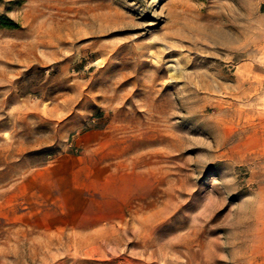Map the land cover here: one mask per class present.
<instances>
[{"label":"rangeland","instance_id":"obj_1","mask_svg":"<svg viewBox=\"0 0 264 264\" xmlns=\"http://www.w3.org/2000/svg\"><path fill=\"white\" fill-rule=\"evenodd\" d=\"M242 94L264 0H0V264H264Z\"/></svg>","mask_w":264,"mask_h":264},{"label":"bare ground","instance_id":"obj_2","mask_svg":"<svg viewBox=\"0 0 264 264\" xmlns=\"http://www.w3.org/2000/svg\"><path fill=\"white\" fill-rule=\"evenodd\" d=\"M238 36H241L240 32ZM214 44L216 45V43ZM239 86L240 88L241 87L243 88L244 80L240 82ZM252 88H253L252 90L255 92L259 91V88L257 87H252ZM240 98L242 105H247V107L243 106L239 108L237 111L235 110L230 112L227 117V122L231 126L239 127V125H241V134L243 135V137H245V135H247L250 132L253 135L256 136L261 135L262 137H264V113H258L257 111H255L256 106L250 104V101L254 100L253 94H251V96L247 94H242Z\"/></svg>","mask_w":264,"mask_h":264}]
</instances>
